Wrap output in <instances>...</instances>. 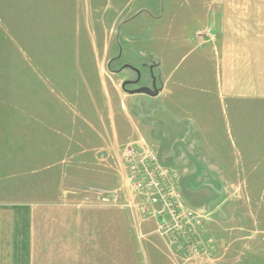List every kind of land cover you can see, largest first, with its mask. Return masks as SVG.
Wrapping results in <instances>:
<instances>
[{"label": "crops", "instance_id": "0c3cea01", "mask_svg": "<svg viewBox=\"0 0 264 264\" xmlns=\"http://www.w3.org/2000/svg\"><path fill=\"white\" fill-rule=\"evenodd\" d=\"M133 4L127 0L121 8L125 18L105 62L116 140L109 156L98 148L72 156L77 162L61 174L65 186L51 194L38 189V170H32L30 190L44 197L35 201L16 198L20 173L0 174V195L9 185L7 195L14 196L0 199V264H140L141 255L147 264L166 256L179 264L155 233L157 221L88 199L92 183L129 196L125 152L117 144L153 146L164 166L179 170L191 206L221 211L224 264H240L247 255L264 260V0ZM155 45L159 59L148 61ZM65 189L75 194L66 196ZM235 241L239 252L231 257Z\"/></svg>", "mask_w": 264, "mask_h": 264}, {"label": "rangeland", "instance_id": "374dc122", "mask_svg": "<svg viewBox=\"0 0 264 264\" xmlns=\"http://www.w3.org/2000/svg\"><path fill=\"white\" fill-rule=\"evenodd\" d=\"M133 1L137 7L141 0ZM125 6L127 0H0V174L22 175L16 196L21 201L44 198L30 190L32 170H38V189L51 194L65 186L61 181L63 166L75 165L77 160L72 158L78 154L98 148L109 156L116 140L105 62L110 43L117 40L116 26L125 18L121 14ZM182 55L176 56L177 63ZM194 57L196 53L188 54L181 68ZM146 59H159L156 45ZM115 146L121 154L129 145ZM91 171L84 172L91 177ZM72 176L77 179L79 174ZM96 185L92 183L90 188ZM10 191L7 185L0 199L13 200V195H7ZM202 215L198 233L211 246L210 259L224 264L222 213L206 210ZM153 239L160 241L159 236ZM229 252L231 257L238 256L237 241ZM141 256L139 263L147 264ZM161 259L160 264H175L168 256ZM261 263L264 260L247 255L240 264Z\"/></svg>", "mask_w": 264, "mask_h": 264}, {"label": "built area", "instance_id": "2783aa9c", "mask_svg": "<svg viewBox=\"0 0 264 264\" xmlns=\"http://www.w3.org/2000/svg\"><path fill=\"white\" fill-rule=\"evenodd\" d=\"M124 164L130 183L128 197L120 189L91 188L87 191L88 199H95L101 207L134 210L144 221H157L155 233L164 239L179 264L210 258L211 246L198 233L205 210L186 201L179 186V170L164 166L158 151L149 144L129 145ZM63 194L75 192L65 189Z\"/></svg>", "mask_w": 264, "mask_h": 264}]
</instances>
